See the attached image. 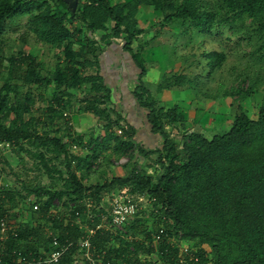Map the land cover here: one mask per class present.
<instances>
[{"label": "trees", "instance_id": "trees-1", "mask_svg": "<svg viewBox=\"0 0 264 264\" xmlns=\"http://www.w3.org/2000/svg\"><path fill=\"white\" fill-rule=\"evenodd\" d=\"M149 8L161 18L160 31L150 42L157 41L159 48L168 43L164 36L171 33L166 32L170 26L182 28L185 34L193 28L208 37L229 29L253 45L250 55L256 70L249 73L252 76L245 74L244 79L250 80L248 87L238 85L229 91L221 87L218 91L223 97L233 103H247L263 85L264 0H79L75 13L64 0H0V34L8 22L30 15L28 30L38 42L50 47L56 58L54 71L46 76L44 64L33 54L20 50L6 56L0 48V144L18 147L17 154L25 153L33 159L38 175L50 182L49 186L26 187V193L2 190L0 185V251L4 246L9 264H26L16 262L11 256L14 250L20 251L26 261L50 252L49 230L63 245H71L59 264L81 260L79 244L88 237L97 260H104V264H152L154 260L180 264L177 246L164 243L157 249L151 247L152 235L159 226L179 243L198 245L197 255L203 263L264 264V86L256 116L242 110L222 135L208 137L186 130L180 144L168 129L178 124L187 127L181 123L183 112L176 102L163 101L164 92L188 89L198 93L203 78L199 59L207 61L210 74L217 71L222 75L227 54L203 50L191 57H199L196 65L194 59L186 61L185 66L179 64L172 75L165 73L150 86L143 46L134 48L144 33L138 15L141 9ZM23 43H27L25 38ZM116 44L140 71L131 93L137 102V106H131L144 115L138 119L143 122L139 127L130 123L131 110L126 116L115 107L109 108L114 93L102 73L101 55L106 47ZM44 87L55 89L46 107L47 121L35 115L38 100L34 91ZM204 91L197 98L208 99V90ZM220 96L210 99L218 101ZM68 108L104 121V135L91 137L85 144L81 137L73 140L69 128L67 139L62 137L56 120L64 118ZM67 121L69 126L70 119ZM142 126L149 140H139ZM25 143L34 150L25 148ZM112 143V151L105 154ZM73 145L86 150L84 155L72 152ZM125 157L128 164H117L115 175L103 184L87 185V174L98 161L112 166L113 158ZM124 188L133 195L150 196L152 209L128 222L126 237L112 226L97 229L100 221H91L90 214H98L95 208L101 205L104 194ZM32 196L39 205L30 206L31 223L12 226L13 213ZM57 201L61 208L55 205ZM88 201L93 203V213L86 205ZM54 211H59L57 216ZM3 221L17 232L15 236L11 231L5 243ZM91 231L93 236L89 235Z\"/></svg>", "mask_w": 264, "mask_h": 264}, {"label": "rangeland", "instance_id": "rangeland-1", "mask_svg": "<svg viewBox=\"0 0 264 264\" xmlns=\"http://www.w3.org/2000/svg\"><path fill=\"white\" fill-rule=\"evenodd\" d=\"M120 1L122 0H115L116 3ZM29 18L30 15H25L17 17L13 21L7 23L5 30L0 34V48L6 56L17 54L20 50H26V52L33 54L39 62L44 64V74L47 76L49 75L48 73H52L55 69V52L47 45L38 42L36 37L30 33L27 28ZM160 19L161 18L156 14L153 8L141 9V12L138 15L139 25L144 30V33L140 36L139 43L137 42L134 44V48L137 50L139 44H142L143 46L142 56L150 69L149 75L154 77L151 78L150 76L149 78L148 75L149 79L146 78L150 86H152L150 83L151 81L159 79L160 73L172 75L173 72H175L173 69H177L179 64L185 66L188 62L193 61L194 58L191 57L199 56L203 50H217L219 52H226L227 54V61L222 69V75L218 74L217 71L210 74V67L208 66L207 61L199 59L202 63L199 71L203 78L201 79L198 93L195 89V91L188 89H174L163 95L162 99L164 100L179 102L181 111L183 112L181 123L187 126L185 129L181 124L180 126L182 128L179 124L174 128L171 127L168 129L169 134L174 136V138L181 144L182 136L185 134L186 130L200 132L208 137H212L218 134H225L226 131L230 129L228 126L233 123L234 115L239 114L242 110L251 116H256L262 97V87L264 86V83L259 86L260 89L255 92L256 95H254L250 101L242 104L235 102L232 104L233 106L230 105L232 99L223 97L224 95L222 96V93L218 91L221 87H223L224 90L227 89V91H229L231 87L236 88L238 85L243 86L244 89L248 87L250 80L249 78L248 80L244 79L245 74L249 75L250 72L252 73L253 70H256L254 67L255 59L250 55L253 52V45L248 43L247 39L242 37L238 38L229 29L218 30L215 37H208L206 35L197 34L193 28H189V34H185L183 33L185 30L182 28L179 29L178 26H170L166 29V32L171 33L168 34L167 37L164 36L166 40L169 41L166 46L159 48L158 45L160 43L157 41L150 42L156 33L160 31ZM24 38L27 40V43L25 44L23 43ZM104 51V54L101 55L103 65L102 72L107 83L113 88L114 93L113 103L110 104L109 108L112 109L115 107L119 111H122L124 115L126 113V116H128L130 110H125L126 107L124 105H128L127 103L123 104L122 102L126 97L121 90L126 88V92L129 91L128 93L131 95L135 88V84L138 81L140 71L135 67L130 55L124 52L119 44L106 47ZM197 58L196 60H198ZM196 60L194 59L195 65ZM184 63L185 65H183ZM123 74L130 81L128 86L127 83H125L126 87L124 83L121 82ZM250 75L252 76V74ZM157 77L158 79H156ZM119 79L121 81H119ZM2 85L3 82L0 76V89ZM204 90H208L209 98L205 99L202 97V100L197 98L203 95ZM54 92V87L38 88L34 91L38 100L35 115L36 117L41 118L42 121H47L46 107L48 106V102ZM219 95L221 96L219 99L217 98L218 101H214ZM210 97H214L215 99L213 98L214 100H212ZM130 99H132L133 104L137 106V102L133 95L130 96ZM133 107L134 106H131V112H134ZM140 112V114H142L141 116H143V112ZM65 113L68 114V117L63 118L60 116L56 120V126L57 128H60V135L62 137L67 139L69 128H72L73 140H77L81 137L85 144L90 142L91 137L99 138L104 135V131L101 129V126L105 124L104 121L99 120L92 115L79 114L75 108H68ZM112 117L114 118V116ZM132 118L131 120L133 121ZM68 119H70L71 123L69 126L66 125ZM142 124L143 122L139 120L136 123V125L139 126ZM124 125V123L121 124V126ZM142 127L144 128V126ZM116 131L118 134H121V130L117 127ZM154 142L157 143L156 147L161 145L155 139ZM24 147L29 149L28 143H25ZM14 149L0 161V171L2 170L4 180L12 182L15 188L23 190L24 193H26V187L29 189L37 186H49V179L38 175L36 168L34 167V160L27 154L22 153L24 161H20L16 156L17 152H19L18 147H15ZM112 149L113 143L107 145L105 154H109ZM85 152L86 150L84 149H78L75 154L82 156ZM144 163H146V161ZM112 164L114 165L109 166L104 163V160L98 161L94 166L93 172L90 173L93 174V177L89 178L90 181L86 182L87 185L103 184L108 178V175L113 176V174H115V166L117 164H128V158L125 157L120 160L113 158ZM129 170L130 168H127V171ZM16 172L20 178H15L14 174H16ZM15 179H18V181H15ZM23 184L26 185L24 186ZM32 199L33 198H30L31 201ZM29 203L30 201H23L18 211L13 213V217L11 218L13 223L12 226L16 227L31 223L29 212L32 209L30 208ZM37 216L38 214L36 215V219H38Z\"/></svg>", "mask_w": 264, "mask_h": 264}, {"label": "built area", "instance_id": "built-area-1", "mask_svg": "<svg viewBox=\"0 0 264 264\" xmlns=\"http://www.w3.org/2000/svg\"><path fill=\"white\" fill-rule=\"evenodd\" d=\"M65 117H68L67 113L64 114V118ZM11 149L13 148L10 144H0V161L8 154ZM77 150V146L73 145L71 147L72 152H76ZM152 201L153 199L148 195L131 194L128 188L112 191L111 193L104 194L101 205L98 208H95L98 214H90L89 218L93 222L96 218H98L100 224L99 226H97V229L112 226L117 233H119L123 237H126L128 234V222L139 217L142 213L150 211V209H152ZM55 205L59 208H61L62 206L61 203L58 201L55 203ZM86 205L89 208L90 213H93V203L91 201H88ZM59 211H54V215L57 216ZM1 229L3 243L8 241L9 234L11 231L15 234V236H17L16 230L12 229L7 221H3L1 223ZM93 234L94 231H91L89 233L90 236H93ZM49 236L51 237V251L48 253L44 252L43 256L31 259L30 261H26L23 254L20 253V251L18 250H14L11 256L16 257V262L18 261V263H22L24 261L26 262V264H59L62 257L69 250L71 245H63L60 242L58 236L52 230H49ZM129 239L131 240V237H129ZM150 243L152 248L157 249L164 243L171 245L172 247H176V244H179V241L173 234L169 233L164 226H159L158 230L153 233ZM79 246L82 251L81 260L83 262L86 261L88 264H104V260H97L95 256L96 252L92 247L90 237L85 240H82ZM4 250L5 248L4 246H2V249L0 251V264H9L10 262L6 260ZM141 258L146 257L142 255ZM179 258L180 264H212L211 262L203 263L200 257L197 255V252L186 254L182 252L180 248ZM106 264L111 263L108 262Z\"/></svg>", "mask_w": 264, "mask_h": 264}, {"label": "crops", "instance_id": "crops-1", "mask_svg": "<svg viewBox=\"0 0 264 264\" xmlns=\"http://www.w3.org/2000/svg\"><path fill=\"white\" fill-rule=\"evenodd\" d=\"M105 52V51H104ZM104 54V53H103ZM106 54V53H105ZM101 68H102V71H103V65H102V59H101ZM103 73V72H102ZM150 74V72L148 73V75ZM148 75H147V77L146 78H148ZM150 76L151 75H149V78H150ZM163 76V74H161L160 73V76H159V79H158V77L156 78V79H158V80H153V81H151L150 83L152 84V85H156L160 80H161V77ZM148 78V79H149ZM151 78H154V77H152L151 76ZM106 79V78H105ZM107 81V80H106ZM119 81H121L120 79H119ZM121 82H123L124 83V85H125V87H126V84L125 83H127V86H128V83L130 82L129 81V79H127L126 77H125V75L123 74V79H122V81ZM149 83V82H148ZM136 85V84H135ZM122 87H123V85H122ZM132 91V90H131ZM121 92H123V94L125 95V100H123L122 102H123V104H126L127 103V105L128 106H126V105H124L126 108H125V110L126 109H129V110H131V104H133V100L132 99H130V94L128 93L129 91H127L126 92V88H123L122 90H121ZM166 92H170V91H166ZM166 92H164V94L166 93ZM163 94V95H164ZM171 99V98H170ZM164 100V99H163ZM164 102L165 103H167V102H173V103H177V104H179V102H177V101H173V100H164ZM232 101H231V103H230V105H232ZM136 106V105H135ZM179 106H180V104H179ZM134 108V112H132V116H133V121L132 120H130V123H132V124H134V126L136 127L137 125H136V123H137V121H138V119L139 120H142L143 118H144V115L143 116H141L142 114H140L141 112L139 111V109H138V107H133ZM232 108V107H231ZM128 110V111H129ZM231 111V110H230ZM136 112V113H135ZM134 113V114H133ZM139 114V115H138ZM86 115V114H85ZM140 116V117H139ZM130 118H131V115H130ZM132 121V122H131ZM230 126H231V124H230ZM230 126H228V128L230 127ZM137 127H139V126H137ZM147 130H146V128H145V126H144V128L139 132V136H140V138H139V140H149V138H148V135H147ZM144 141V142H145ZM11 150H13V149H11ZM10 150V151H11ZM9 151V152H10ZM8 152V153H9ZM25 154V153H24ZM17 157H18V159L20 160V161H24V156H23V154L22 153H20L19 155L17 154L16 155ZM141 163L142 164H145L144 163V161H141ZM91 172H93V170L91 171ZM91 172H89L87 175H88V177L89 178H92L93 177V174H90ZM115 173H116V171H115ZM16 174H17V172H16ZM16 174H14V176H15V178H20L19 176H18V174L16 175ZM13 175V174H12ZM113 175H115V174H113ZM107 177H110V175H108ZM15 181H18V179L16 180L15 179ZM87 181H90V179H88ZM0 185H1V188H2V190H18L17 188H15L13 185V183L12 182H7L6 180H4V178H3V176L1 175V177H0ZM31 198H33L32 199V201L30 200V203H29V205L30 206H34L35 208H38L37 206L39 205V204H37V202H38V200L36 199V198H34V197H31ZM22 205V204H21ZM106 206V205H105ZM180 249H181V251L182 252H184V253H186V254H189V253H193V252H198V250H199V246L198 245H196L195 243H183V242H180L179 244H176ZM76 264H83V262H82V260H78L77 262H76ZM152 264H163L162 262H160V261H156V260H154V262L152 263Z\"/></svg>", "mask_w": 264, "mask_h": 264}, {"label": "water", "instance_id": "water-1", "mask_svg": "<svg viewBox=\"0 0 264 264\" xmlns=\"http://www.w3.org/2000/svg\"><path fill=\"white\" fill-rule=\"evenodd\" d=\"M68 4L69 8L75 13L78 8L79 0H64Z\"/></svg>", "mask_w": 264, "mask_h": 264}]
</instances>
